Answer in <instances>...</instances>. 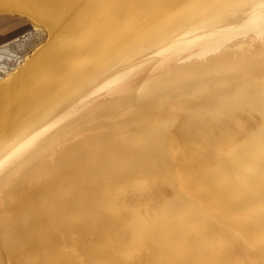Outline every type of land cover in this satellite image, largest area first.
Listing matches in <instances>:
<instances>
[{
	"label": "bare ground",
	"instance_id": "1",
	"mask_svg": "<svg viewBox=\"0 0 264 264\" xmlns=\"http://www.w3.org/2000/svg\"><path fill=\"white\" fill-rule=\"evenodd\" d=\"M0 11L47 33L0 82V264H264V0Z\"/></svg>",
	"mask_w": 264,
	"mask_h": 264
},
{
	"label": "rangeland",
	"instance_id": "2",
	"mask_svg": "<svg viewBox=\"0 0 264 264\" xmlns=\"http://www.w3.org/2000/svg\"><path fill=\"white\" fill-rule=\"evenodd\" d=\"M46 34V30L41 24L26 15L0 11V82L12 71H15L18 66H21L31 56L33 50L44 43ZM184 52L185 54H183ZM186 52L188 53V51H183L178 54L179 56H173L170 62L178 63L177 61L180 59V62L187 59L189 55ZM184 55L188 56L185 58ZM177 56L180 59H177ZM174 57L176 59H173ZM252 124L255 125L256 122ZM3 167H0V170Z\"/></svg>",
	"mask_w": 264,
	"mask_h": 264
},
{
	"label": "water",
	"instance_id": "3",
	"mask_svg": "<svg viewBox=\"0 0 264 264\" xmlns=\"http://www.w3.org/2000/svg\"><path fill=\"white\" fill-rule=\"evenodd\" d=\"M224 21L225 20H223L222 22H224ZM227 21L233 22V21H237V19L236 18L235 19H227ZM206 31H207V29H206ZM226 31L228 32L227 34H231V30H226ZM204 33L207 34V32H204ZM248 35L249 34H247V37H248ZM241 40H242V38L238 37V38L233 39V40L231 39L230 41H226L225 40V42L217 43L215 45V47H214V48H216L217 52L216 51L212 52L210 54V56H212V57L217 59V58H219V57L216 56L217 54L220 55L222 53H231V54H235L236 55L237 52H238V47L241 44ZM206 48L207 47H204V48L199 47L198 49L197 48H193L192 50L191 49L187 50L189 56L191 55L190 59H188L187 62L190 63V67L192 69L198 68L199 65H201L204 62V57H207ZM153 57H155V55L154 56L151 55V57H148V59H152ZM191 64H193V66H191Z\"/></svg>",
	"mask_w": 264,
	"mask_h": 264
}]
</instances>
